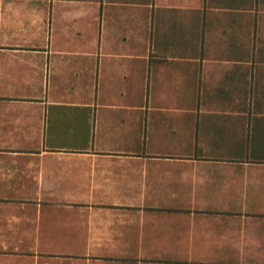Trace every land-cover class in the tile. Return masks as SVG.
Masks as SVG:
<instances>
[{"label":"crops","instance_id":"obj_1","mask_svg":"<svg viewBox=\"0 0 264 264\" xmlns=\"http://www.w3.org/2000/svg\"><path fill=\"white\" fill-rule=\"evenodd\" d=\"M0 264H264V0H0Z\"/></svg>","mask_w":264,"mask_h":264}]
</instances>
